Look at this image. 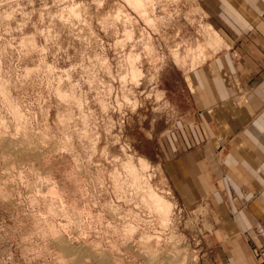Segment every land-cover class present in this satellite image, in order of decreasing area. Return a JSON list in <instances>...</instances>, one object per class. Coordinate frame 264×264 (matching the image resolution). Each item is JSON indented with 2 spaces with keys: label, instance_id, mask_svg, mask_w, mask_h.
<instances>
[{
  "label": "rangeland",
  "instance_id": "374dc122",
  "mask_svg": "<svg viewBox=\"0 0 264 264\" xmlns=\"http://www.w3.org/2000/svg\"><path fill=\"white\" fill-rule=\"evenodd\" d=\"M152 3L149 24L126 0H0V264L214 263L207 209L148 161L163 224L123 167L143 158L133 116L160 109L164 68H191L172 51L208 23L197 0Z\"/></svg>",
  "mask_w": 264,
  "mask_h": 264
},
{
  "label": "crops",
  "instance_id": "0c3cea01",
  "mask_svg": "<svg viewBox=\"0 0 264 264\" xmlns=\"http://www.w3.org/2000/svg\"><path fill=\"white\" fill-rule=\"evenodd\" d=\"M222 45L182 71L167 65L159 110L134 115L137 150L183 207L206 208L212 264H259L264 225V0H197Z\"/></svg>",
  "mask_w": 264,
  "mask_h": 264
},
{
  "label": "bare ground",
  "instance_id": "6f19581e",
  "mask_svg": "<svg viewBox=\"0 0 264 264\" xmlns=\"http://www.w3.org/2000/svg\"><path fill=\"white\" fill-rule=\"evenodd\" d=\"M126 2L142 17H144L147 23L152 24L154 22V20L148 15V11L153 4V0H126ZM204 32V41L197 42L192 47H187L183 56L178 52L177 49L172 51V58L176 64L181 63L184 65V63L188 61L189 65L191 66L190 69H192L198 63L206 61V59L210 58L217 50L220 49L223 42L220 35L211 27L210 24L207 23L205 25ZM146 48L147 52L149 53L151 51L150 46L146 45ZM138 57L139 56L136 54H129L127 56V60L129 62V77L130 80L135 82H137L141 76V70L136 65ZM137 165H135L131 159H128L124 163L123 167L128 173L131 185L139 190H142V196L145 205L151 211L155 212L157 216H159L160 221L165 224L169 220L172 203L164 196L157 193L149 183L148 179L144 177L143 172L149 167V162L144 158H138Z\"/></svg>",
  "mask_w": 264,
  "mask_h": 264
},
{
  "label": "built area",
  "instance_id": "2783aa9c",
  "mask_svg": "<svg viewBox=\"0 0 264 264\" xmlns=\"http://www.w3.org/2000/svg\"><path fill=\"white\" fill-rule=\"evenodd\" d=\"M260 18L264 23V13L260 16ZM247 236L255 246L258 263L264 264V225H255V227L247 233Z\"/></svg>",
  "mask_w": 264,
  "mask_h": 264
}]
</instances>
